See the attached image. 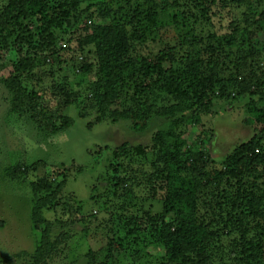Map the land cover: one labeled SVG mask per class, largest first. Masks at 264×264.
Listing matches in <instances>:
<instances>
[{"label":"trees","instance_id":"1","mask_svg":"<svg viewBox=\"0 0 264 264\" xmlns=\"http://www.w3.org/2000/svg\"><path fill=\"white\" fill-rule=\"evenodd\" d=\"M231 5L243 23L233 14L224 21ZM257 34L264 36L262 0H0V82L11 112L30 104L39 139L68 128L62 109L78 103L53 80H70L65 65L78 84L94 74L83 96L92 91L100 120L128 122L137 133L160 122L147 144L101 148L110 160L100 176L122 201L90 264L114 256L142 264L143 251L146 264H264V66L256 61L264 46ZM153 41L161 49L142 54ZM245 45L251 52H240ZM46 72L50 90L63 93L53 107L41 100ZM227 98H246L253 136L217 162L201 137L189 136ZM63 182L31 183L34 264L69 238L55 231L60 222L77 218L60 197Z\"/></svg>","mask_w":264,"mask_h":264},{"label":"rangeland","instance_id":"2","mask_svg":"<svg viewBox=\"0 0 264 264\" xmlns=\"http://www.w3.org/2000/svg\"><path fill=\"white\" fill-rule=\"evenodd\" d=\"M240 12L241 9L232 8L231 5L224 21H230L233 14L242 22ZM255 42L264 46V36L257 34ZM160 44L150 42L141 52H156L161 49ZM251 49V46L245 45L240 52L245 54ZM14 58V53L10 52L7 60ZM256 61L264 66V47H260ZM64 73L70 76V80L63 81L61 75L55 76L53 80L79 95L78 103L62 109L61 114L70 119L68 128L46 139H39L40 127L30 116V104L18 115L10 111L8 93L0 82V221L3 222L0 224V264H34L31 256L37 246L39 232L34 230L30 216L31 183L41 177L55 178L57 182L64 180L60 197L66 209L72 212L71 216L77 217L67 226L60 222L56 227L55 231L61 237H64L65 232L69 238H61L58 252L42 264H90L92 255L99 252L107 239L106 221L110 212L118 213L122 201L113 195L111 189L108 191L100 176L110 160V151L101 148L113 147L123 140L131 144H147L150 131L160 127V122L153 121L150 130L137 133L127 127L128 122L111 123L107 118L100 120L92 91L88 96H83L86 87L91 86L94 74L78 84L80 79L72 75L71 66L65 65ZM44 78L41 100L53 107L61 100L63 93L59 89L50 90L52 80L47 72ZM230 100L220 101L212 113L203 115V125L192 128L194 131L189 136L192 139L197 135L201 137L199 140L217 162H222L235 146L253 136L252 127L244 121L246 98ZM139 193L143 194V191ZM155 209H158L157 205ZM90 213H94V216H90ZM45 216L50 221L56 217L50 211ZM68 216H65V221L71 219ZM82 217L84 221L80 219ZM125 254L129 256L130 252ZM142 254L144 260H140V263H148L146 251ZM134 257L131 255L129 259ZM116 261L126 264L123 258L117 256L112 257L108 264H117Z\"/></svg>","mask_w":264,"mask_h":264}]
</instances>
